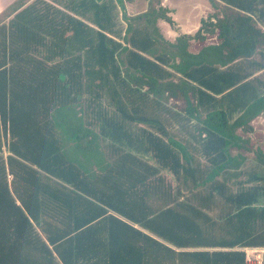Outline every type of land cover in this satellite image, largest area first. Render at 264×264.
<instances>
[{
    "label": "trees",
    "instance_id": "1",
    "mask_svg": "<svg viewBox=\"0 0 264 264\" xmlns=\"http://www.w3.org/2000/svg\"><path fill=\"white\" fill-rule=\"evenodd\" d=\"M125 1L4 9L0 264H248L246 248H264L251 137L264 95L225 93L240 78L217 67L240 55L223 56L226 43L251 55L264 33L218 17L225 41L193 54L188 36L161 34L168 8L129 14Z\"/></svg>",
    "mask_w": 264,
    "mask_h": 264
},
{
    "label": "crops",
    "instance_id": "2",
    "mask_svg": "<svg viewBox=\"0 0 264 264\" xmlns=\"http://www.w3.org/2000/svg\"><path fill=\"white\" fill-rule=\"evenodd\" d=\"M150 2L152 6L158 7L160 5L169 9L168 15L171 17L172 22L165 19H161L158 22V27L164 39L174 43L178 37L188 36V49L193 54H198L207 46L218 45L221 41H225V37L222 36L221 38L219 36L220 29L216 25L218 17L222 18V28L224 30V22H227L228 18L238 14L251 16L253 18V21H251L252 25L264 33V13L261 14V11H259L264 5L257 1L253 2V8L250 10L238 8L226 3L224 0H133L131 2L125 1V8L129 14L139 13L146 11ZM229 41L231 44H235L234 40ZM256 47V50L251 55H241L238 50L232 52L231 47L227 43L222 47L223 56L230 52L233 56L236 53L240 54L234 56L237 59L235 62L221 66L222 71L226 69L232 70L236 78H240L237 85L224 88L225 93L233 90V88L235 89V87L248 85L250 90L254 91L253 93L250 92L251 95H264V37L259 38ZM217 67L220 68V64ZM176 74L180 75L179 73ZM174 122L175 120H172V123ZM140 124L145 125L143 123ZM251 124L256 133L260 131L264 133V113L254 118ZM255 131L251 134V137L253 142L256 143ZM260 145L264 148V134ZM249 251L255 254L256 257L254 258L256 260L248 258V264L263 263L264 248H246L247 255Z\"/></svg>",
    "mask_w": 264,
    "mask_h": 264
},
{
    "label": "rangeland",
    "instance_id": "3",
    "mask_svg": "<svg viewBox=\"0 0 264 264\" xmlns=\"http://www.w3.org/2000/svg\"><path fill=\"white\" fill-rule=\"evenodd\" d=\"M14 0H0V20L1 19H4V18H6L5 17V14H4V9L6 8V6L9 4V3H12ZM258 3H261V2H258ZM262 4V3H261ZM6 5V6H5ZM240 54H241V52H240ZM237 59H236V57H234V58H232V62H235ZM231 62H229V64H230ZM220 64V68H219V71H222V67L221 66H225V64H221V63H218V65ZM173 101V100H172ZM178 101H180V103H176L175 101H173L172 103H171V105L173 106V107H175V108H180V107H182V105H183V102H182V100H178ZM264 133H261V131L260 132H258V133H256V131H255V135H254V137H255V141L257 140V142L256 143H254L252 146H253V148H254V150H256L255 148L257 147V146H255L256 144H260L261 143V141H262V135H263ZM246 136H249V134L248 133H246ZM260 147V146H259ZM252 158H254L255 156H251ZM249 254L247 255L248 257H249V259L250 260H256V258H254V257H256L255 256V254L253 253H251L250 251L248 252Z\"/></svg>",
    "mask_w": 264,
    "mask_h": 264
},
{
    "label": "built area",
    "instance_id": "4",
    "mask_svg": "<svg viewBox=\"0 0 264 264\" xmlns=\"http://www.w3.org/2000/svg\"><path fill=\"white\" fill-rule=\"evenodd\" d=\"M249 258V257H248Z\"/></svg>",
    "mask_w": 264,
    "mask_h": 264
}]
</instances>
